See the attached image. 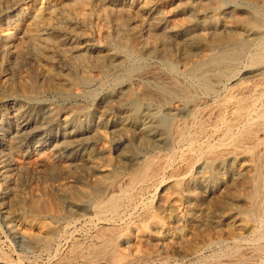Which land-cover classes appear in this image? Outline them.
<instances>
[{
	"label": "bare ground",
	"instance_id": "6f19581e",
	"mask_svg": "<svg viewBox=\"0 0 264 264\" xmlns=\"http://www.w3.org/2000/svg\"><path fill=\"white\" fill-rule=\"evenodd\" d=\"M95 1L46 0L40 8L22 14L13 26H0V71L9 73L0 78V103L8 98L15 100L9 112L0 111L1 140L19 151L26 140L36 137L34 133L61 119L65 122L54 138L45 134L39 138L44 148L40 157L13 163L0 155V180L6 183V192L0 190V204L12 209L10 212L19 219L15 221L18 231L43 252L59 234L48 218L61 221L90 215L106 224L93 226L92 235L87 233L90 242L75 243L70 258L64 261L60 256L53 261L51 256L50 264H139L149 256L150 249L196 254L198 249L190 245L195 210L191 205L184 211L185 203L176 195L183 189L190 191V177L183 175L161 183L157 208L133 190L137 185L152 187L162 165L171 163V158L153 153L147 157L144 151L181 144L190 149L210 128L221 126L226 138L232 136L234 143L229 144L224 137L220 146L236 160L237 168L246 170L247 177L238 185L237 204L230 199L218 201V208L225 212L211 235L207 232L210 236L203 246L200 244L202 248L197 245L205 253L192 264H264V136H258L264 135V103L259 110H251L253 100L264 95V67L257 71L255 81L239 84L230 92L238 96L227 116L223 101L210 107L195 102L200 91L215 94L217 83L250 53L252 63H264V8H258L254 17L247 14L233 18L219 32L208 30L209 26H218V21L200 20L198 30L183 33L185 24L200 18L190 0H145L138 6L122 0ZM137 13L148 14L156 28L147 41L140 42L136 37L139 28L132 20ZM248 31L260 37L254 49ZM142 53L165 57L171 68L179 59L186 60L184 69L192 80L181 84L150 64L143 68ZM195 53L198 59L192 58ZM7 56L12 57L13 64ZM48 95L88 102L49 108ZM158 109L187 112L188 118H174L168 124L158 116ZM24 117L35 120L33 127ZM105 120L112 124L115 137L128 139L119 153L122 166L111 164V169H106L108 174L95 175L82 185L49 183L59 172L72 174L84 169L92 175L103 168L101 159L114 162L108 145L110 123ZM90 144L98 145V150H85ZM205 148L210 160L205 163L204 177L210 190L217 192L220 185L212 184L211 179L222 160L211 156L216 150L213 144ZM70 149L83 150V154L80 158L64 155ZM55 151L63 152L57 158L48 153ZM10 164L19 174L32 173L42 180L27 190L13 187ZM182 221L189 222V232L169 229L171 223ZM6 255L0 254L4 263L14 264L5 259Z\"/></svg>",
	"mask_w": 264,
	"mask_h": 264
},
{
	"label": "rangeland",
	"instance_id": "374dc122",
	"mask_svg": "<svg viewBox=\"0 0 264 264\" xmlns=\"http://www.w3.org/2000/svg\"><path fill=\"white\" fill-rule=\"evenodd\" d=\"M45 1L46 0H0V26H5V27L13 26V24L18 21L19 17L22 14H26L34 8H40L41 6H43V3ZM52 1H58L61 3H70L73 0H52ZM122 1L123 3H126L127 5L138 6L145 0H122ZM170 1L175 2L178 0H170ZM190 1H191V6L196 9L197 14L200 12L198 14V17L200 18H197L193 22L185 24L182 28L183 33L190 31V30H193V31L198 30L201 25L200 20H205L207 22L212 21V20L218 21L219 23L218 26H209L210 28L208 30L212 33L219 32L221 30L220 29L221 26L227 23L228 21H232L233 18H236L237 16H244L247 14H250L252 16V15H255V11L258 10V8L259 9L264 8V0H190ZM96 3H98L97 0L95 1V4ZM150 19L151 17L148 14L145 15V13H137L134 20H132L134 25L138 24L136 26H138L139 32L136 35V37L138 38L140 42L149 40L152 36V33L156 30L155 26L153 25ZM111 27L115 28L116 25L113 26L112 24ZM261 29H264V27ZM247 34L246 35L248 36V38L250 39L253 45L252 49H254L256 45L258 44L260 37L258 38L257 34L252 31H248ZM250 54L242 58L235 66H233L232 70L228 72L227 76L224 77V79L220 81V83L219 82L217 83L215 94H207L204 91H200L197 95L198 98L196 99L195 102L199 101L203 104V106L210 107L211 105L214 106L217 103L223 101L224 102L223 111L225 115L227 116L229 114L232 102L235 101V99L238 96L236 93H232L230 95V92H232L234 88L239 86V84L240 85L250 84L253 81H255L259 77L257 71L261 70V68L264 67V63H261V64L252 63ZM198 55H199L198 53H195L192 58L198 59ZM141 57H142L141 62H142L143 68L146 66H150V65L154 66L156 69L158 68L157 70H159L160 73L162 72L161 74L163 76L168 75L167 77L170 76L176 80L181 81V84H184V82L185 83L190 82L192 80V78L185 72L184 63L186 62V60L184 59L182 60L179 59L178 62L176 63V67L171 68L169 65V61H167V59L161 55H158V54L150 55V54L142 53ZM6 60L11 64H13L14 62L12 57H9V56L6 57ZM7 73H8L7 71H0V78L7 76ZM47 97H48L47 107L49 108L56 107V106H62V105L66 106L67 104L76 103V102L81 103V104L88 102L78 97L77 98L72 97L67 100L63 98H59L57 96H51V95H48ZM263 103H264V95L262 96V98H257L253 100V102L251 103V107H252L251 110L253 112L259 110L261 106L263 105ZM14 106H15V100L13 98H8L6 101L0 103V111H8L12 109ZM186 108L188 107L186 106ZM174 112L175 111H168L166 109L157 110L158 116L162 117L167 123L168 122L170 123L172 120H174V118L180 119V120L184 118H188L187 112L186 113H183V112L174 113ZM24 119H25L24 120L25 122L27 121L30 123L31 125L30 127H33L35 120H29L27 117H24ZM64 124H65L64 120L61 119L57 122V124H51L45 127L46 129H42L39 132L34 133L36 137L26 140L25 146H23V148L19 151H14V149L10 147L11 144L9 142L5 143V140H3L4 143H2L3 141L1 140L2 139L1 135L3 134V129L1 128L0 129V140H1L0 141V155L7 156L9 160L13 163L16 162L15 160L21 159V158L25 159L26 157L27 158L28 157H40L38 154H40V152L44 150V148L41 145V143L38 141L39 138L43 134H45V136L54 138L58 134V131L60 130L61 126ZM7 126L9 127V125ZM108 126H109L108 145L113 155L112 159H114V162L112 160L110 163L106 160L104 161V159H101L99 164L102 165L103 168L99 169V171H96V174H92V175L90 173L88 174L87 172L84 171V169H80L77 172H74L72 174L59 172L60 175L58 174L55 175L54 177L50 178L48 182L52 183V185H56V184L60 185L61 183H64V182L82 185L86 181L92 180V177L94 179V177H96L95 175L101 176L102 174H108L109 171H107L106 169H111L109 167H112V165L116 167L122 166V161H120L119 153L121 149L125 148V146L127 145L128 139L125 136H123L122 138L115 137L112 124L110 123L107 125V127ZM222 128L223 127L221 126H213L212 128H210L209 133L205 135L197 143L198 145L190 149H188L185 144H181L179 146L178 145H175V146L165 145V146H160V147L153 149L154 151L153 150L144 151L145 152L144 156L146 155L148 157L152 153L153 155L160 154V156L163 155L165 156V158H171V163L164 165V166L162 165L161 168L163 169H161L159 175H157L155 180L152 182L151 184L152 187L143 188L142 186L137 185L135 186V189L133 190V194H136L137 196L140 197V199L145 200L146 203L153 201L154 203L152 202V204L155 206V208H157L159 207L158 203L160 202V198H161V194L163 190L161 189V183L165 184L169 180L173 178L181 177L183 175H187L188 177H190V186H189L190 191L186 190L189 194L185 192V190L183 189V190L177 191L176 195H178V197H180L185 203L186 209L184 211L190 209L191 205H192L191 208L195 210V230L191 234L193 242L191 241L190 245L193 244L191 246L196 247V249H198L199 252L196 254L185 253L184 255L183 253H177V252L175 253L173 251L171 254L170 253L171 251H168L165 249H162V250L156 249L158 252L155 249H150L148 250L149 256L145 258L147 261L142 260L143 262L139 264H190V263L192 264V263H195L197 260L202 258V256L204 255L205 251H203L204 249H201V248L206 238H208L211 235V232H213V230L218 226L217 222L220 216L223 214V211L225 212V209L218 208L219 207L218 201L221 199L223 200L230 199V201L231 200L233 201L232 202L233 205L237 204L236 203L238 202L237 200L238 199L237 198L238 189L237 188H238L239 183L246 179L247 172L244 169L237 168L236 160L232 157H228L224 147L220 146L221 141L224 139V137L226 138V136L223 133L224 130ZM258 136L262 137L264 135L263 133H259ZM226 139H228L227 142L229 144L234 143V138L232 136H228ZM207 144H213L216 147L215 152L211 156L222 160V163L219 165V167L215 169V173L213 174V177L211 179L212 184L220 185V191L219 190L217 191V192H220V194L217 192H212L210 190V185L208 184L207 178L204 177L205 163L206 161L210 160L209 154H207L206 148H205ZM98 148H99L98 145L90 144V146L87 145V149L85 150L95 151V149L98 150ZM62 152L63 151H55V152H48V153L50 155L53 154L54 156L52 157L57 158L60 154H62ZM67 154L80 158L83 154V150L70 149L68 150V152H64V155H67ZM106 164L110 166H107ZM9 166L11 168H9ZM9 166L8 168L11 169L10 171L13 173V176H12L13 179L11 182V186L13 187L16 186L20 190H27L32 186H36L37 183H39L40 179L42 180V178L37 177L36 175H33L32 173H30V175H24V174L21 175L19 174V172L16 170V168L12 164H10ZM61 175H63V177ZM5 185L6 183L3 180H0V190L2 189V193L6 192V188H4ZM234 190L235 192H233ZM181 191L183 192V194ZM1 202L2 201H0V203ZM11 210L7 206L0 204V254L1 253L2 255L7 254L6 255L7 257L5 256L6 257L5 259H8L9 262L14 263V264H20V263L21 264L22 263L23 264H34V263L35 264H50L52 262V258L54 261V259L56 260L59 259L60 256H61V259L63 257V260L65 261L68 258H70L72 251H73L72 248L75 243L86 242V241L90 242L88 240L94 231V227L99 226V225H100L99 227L106 226V224L104 223L101 224V222H97L96 219H94L90 215H86V217L87 218L92 217V218L86 219V220L84 219L86 218L84 217V215L73 217L74 219L73 218L71 219V217L68 219L66 218L61 219V221L55 218L54 219L48 218L47 221L51 219L49 223L52 224L54 227L58 228L59 234H57L58 236L54 240V244H52L53 246L51 245V247L49 248L48 250L49 252L48 251L43 252L35 244L28 242L26 236L23 233L18 231V229L15 226V221H18L19 219L13 214V212H10ZM140 210L141 209L139 208L138 211ZM164 212L165 213H163V215L167 216L166 211ZM93 220L96 221V223ZM63 224H66L68 227ZM171 224L169 225L170 230L181 231V232L190 231V226H189L188 221H185V222L182 221L178 224H173V223ZM208 231L209 232L211 231L210 235L208 234L209 233ZM62 232L64 235L62 234ZM84 239H87V240H84ZM198 244L199 246L202 245L201 248L197 246ZM58 245H60L59 248H58ZM56 247L58 248L59 252H57L56 257H55L54 252H56L55 251ZM154 252L157 254L155 255ZM23 253L25 254V256ZM57 256L59 257L57 258ZM22 258L24 260L26 258L27 259L24 261ZM19 259H22L23 261ZM4 261H5L4 258H0V264H5Z\"/></svg>",
	"mask_w": 264,
	"mask_h": 264
}]
</instances>
